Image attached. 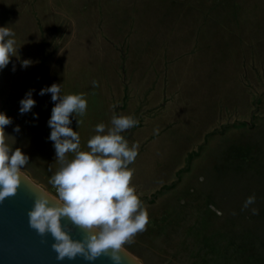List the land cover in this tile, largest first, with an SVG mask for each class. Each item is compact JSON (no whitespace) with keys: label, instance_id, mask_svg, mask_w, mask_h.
I'll return each instance as SVG.
<instances>
[{"label":"rangeland","instance_id":"obj_1","mask_svg":"<svg viewBox=\"0 0 264 264\" xmlns=\"http://www.w3.org/2000/svg\"><path fill=\"white\" fill-rule=\"evenodd\" d=\"M5 26L16 44L42 28L50 80L61 73L56 56L89 53L97 87L157 105L155 118L136 117L122 133L139 144L131 186L149 215L124 249L142 264H264V0H0ZM9 66L0 70V112L12 120L7 143L25 154L24 126L14 141ZM40 128L39 151L51 130Z\"/></svg>","mask_w":264,"mask_h":264},{"label":"clouds","instance_id":"obj_2","mask_svg":"<svg viewBox=\"0 0 264 264\" xmlns=\"http://www.w3.org/2000/svg\"><path fill=\"white\" fill-rule=\"evenodd\" d=\"M14 37L15 33L7 26L0 27V70L17 52ZM29 63L25 60L22 66ZM96 86L97 82L93 81V87ZM33 91L29 90L20 101L21 114L35 106ZM46 93H51L52 101L56 102L48 121L49 139L54 142L56 161L61 166L48 181L56 197L39 191L28 212L29 224L41 236L51 234L57 260H74L80 256L91 262L106 255L114 264H121L123 245L132 243L149 222L147 208L131 186L133 170L129 165L138 155L139 144L130 146L122 135L139 121L132 115L114 114L111 127L106 130L104 123L97 124L96 134L87 141L88 150H81L80 136L69 125L72 114L86 115L88 102L84 94L62 95L61 85L55 83L41 89L39 94ZM11 123V118L0 112V202L17 193L24 177L22 169L29 163V157L20 148L13 150L7 143L4 128ZM14 131L19 132V126ZM69 153L73 154L71 159L67 158ZM255 199V195L249 196L243 207L247 209ZM252 214H258V210L253 208ZM65 217L87 232L83 240H74L62 227L61 220Z\"/></svg>","mask_w":264,"mask_h":264},{"label":"crops","instance_id":"obj_3","mask_svg":"<svg viewBox=\"0 0 264 264\" xmlns=\"http://www.w3.org/2000/svg\"><path fill=\"white\" fill-rule=\"evenodd\" d=\"M18 41L15 45L17 52L11 57L9 66V76L12 80H15L11 85L9 107L12 112L19 111L21 106L20 101L29 90H34L32 98L36 101L35 106L31 111L23 114V117L19 113V128L24 126V151L25 155L29 157V163L22 172L30 175L31 180L44 190L51 188V186L48 187L46 180L42 177L39 178L37 175L43 172L50 179L51 175L61 165L56 161L54 142L50 139L43 144L45 146L44 149L39 151L41 148H39L38 144L42 135V129H39V126L42 127L48 124L43 120L44 112L47 107L53 108L56 103L51 102V93L41 96L39 94L41 89L50 87L55 83L61 85L62 95L84 94L88 102L86 115L80 117L72 114L70 116L72 123L69 125L80 136L81 150H88L87 141L96 134L95 126L97 124L104 123L106 130L108 127H111V119L114 114L132 115L134 118L144 117L147 114L148 118H155L158 112L157 105L145 104V100L142 98L143 94L140 92L134 95L136 101H133L132 105H129L127 104L128 92L126 89L121 91L120 88L114 90L110 86L93 87V81L97 82V69L89 53L87 55H73L71 61L65 60L64 55L56 56V61L59 63V72L61 71L63 76L59 73L60 75H57L55 80L52 81L49 78V41L46 33H43L42 28L31 27L28 30H24ZM25 60L30 62L27 67L22 66ZM60 63L63 64L61 65ZM116 78H120L119 72ZM77 120L80 121L79 125ZM16 126H18L17 122H15L14 128ZM147 126L154 128L155 124L149 123ZM47 131L50 135L51 130L48 129ZM20 133V131L14 132L16 144L18 141L22 143V134ZM72 155L71 153L67 154V158L71 159ZM29 167L32 169V172L28 170ZM49 168L52 170L49 171Z\"/></svg>","mask_w":264,"mask_h":264},{"label":"water","instance_id":"obj_4","mask_svg":"<svg viewBox=\"0 0 264 264\" xmlns=\"http://www.w3.org/2000/svg\"><path fill=\"white\" fill-rule=\"evenodd\" d=\"M23 176L17 193L0 202V264H114L110 256L106 255L91 262L80 256L74 260H57L51 234H38L31 228L28 217L39 191L54 196L33 182L30 175L23 173ZM61 224L74 240H83L87 235L84 229L66 217L62 218ZM121 257V264H142L124 248Z\"/></svg>","mask_w":264,"mask_h":264}]
</instances>
